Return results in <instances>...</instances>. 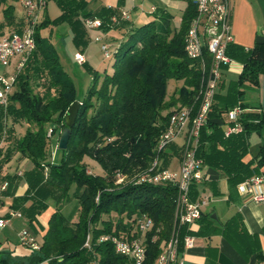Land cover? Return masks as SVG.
<instances>
[{"label":"trees","instance_id":"16d2710c","mask_svg":"<svg viewBox=\"0 0 264 264\" xmlns=\"http://www.w3.org/2000/svg\"><path fill=\"white\" fill-rule=\"evenodd\" d=\"M19 1L0 0L3 17L0 30L6 28L11 32L20 27L21 18L18 21L15 15V3ZM47 1L56 3L60 15L52 22L44 17L37 25L36 48L17 77L7 108H0V126L3 128L4 116H8L13 124L27 125L14 147L15 152L33 165L24 173L27 189L21 201H31V205L20 209L22 215L31 224L46 208L44 200L50 193L49 188L56 193L55 211L43 230L37 251L20 244L24 252L22 257L0 250V264H92L93 261L97 264H130L126 257L115 253L111 243L98 241L103 235L127 240L136 237V219L142 215L152 219L155 229H161L158 240L152 242L149 234L145 241L144 264H155L161 244L168 238L174 223L175 187L132 183L117 186L115 176H132L148 169L156 155L157 140L165 131L171 113L195 102L200 69L184 51V38L196 13L194 0H184L186 5L177 25L173 23V16L158 9L154 12V20L132 27L111 51L110 73L100 74L88 68L91 83L81 100L76 99L72 82L59 67L54 46L48 38L41 36V31L50 24L67 23L74 46L83 54L88 41L82 20H101L104 32L118 28L126 21L112 24L111 18L119 16L123 2L120 1L115 9L101 7L88 11V0ZM226 54L235 56L243 64L238 85L257 83L259 74L264 71V44L257 45L252 51L230 44ZM171 80L182 82V86L168 95L167 85ZM235 92L220 107L213 102L207 122L200 131L196 151L203 164L223 171L232 187L264 174V145L260 146L252 163L241 162L248 152L250 135L264 126L259 116L242 115V132L228 137H224L219 124L222 114L236 106L240 93ZM75 102L79 108L67 148L59 150V137L67 128L66 113ZM48 129H52L53 136L58 131L55 146L61 157L56 163L48 157L51 145V139L46 136ZM87 158L100 167L101 174L89 173ZM162 158L161 168L165 169L166 152ZM72 186L75 188L73 197L78 203V217L76 222L70 223L60 210ZM229 231L250 238L239 215L224 225V236L228 237ZM186 235L190 232L181 228L180 253ZM87 237L89 248L84 247ZM240 251L245 257L249 255L247 251ZM256 251V256L263 258L261 252Z\"/></svg>","mask_w":264,"mask_h":264},{"label":"crops","instance_id":"0c3cea01","mask_svg":"<svg viewBox=\"0 0 264 264\" xmlns=\"http://www.w3.org/2000/svg\"><path fill=\"white\" fill-rule=\"evenodd\" d=\"M120 1L123 2V6L119 10L126 11L133 7L132 11L127 10L129 20L118 28L107 32L96 31L101 34V41L109 45L110 51L114 50L124 40L129 30L139 22L147 23L154 20V12L158 9L173 16L175 25L179 24L186 5L184 0H143L149 1V8L144 9L143 1L140 0V2L138 1L140 4H136V0H88V11H95L101 7L115 9ZM230 3L233 46L238 49L252 51L257 45L264 44V0H230ZM15 15L16 20L19 21L22 16L21 8L19 13L15 9ZM42 20L40 18L39 23ZM84 21L82 20V24L88 43L83 49L82 55L85 59V65L95 70L90 65L92 53L96 49L92 45L95 43H91V32L87 31ZM1 30L8 32L6 28ZM41 36L44 37L42 34ZM50 43L53 45L51 41ZM96 44L100 45V42H96ZM72 45L74 47L73 54L75 55L79 50L73 42ZM229 58L230 62L221 69L220 80L215 89L214 104L220 107L224 101L230 99L236 93L235 91H239L240 96L236 99L237 104L235 107L241 106L242 115L244 116L248 114L259 116L264 124V71L259 74L256 84L245 82L238 85V78L243 70V64L235 56ZM14 64L15 62L9 68L2 69V71L12 72ZM219 124L224 137H226L225 132L230 124L227 113L222 114ZM2 125L3 128L0 126V189L3 185H5V189L0 190V217H7L10 212H17L21 217L20 209L28 208L31 201H21L26 193L27 185L24 179V171H15L14 168L24 164L27 171H30L33 165L28 159L15 152L14 147L16 140L24 135L27 125L25 123L13 124L8 116H4ZM248 141V152L241 159L243 164L252 163L260 146L264 145V126L259 132L252 133ZM182 143L183 137L180 136L165 150L167 156L166 169L173 171L179 169ZM163 162L164 159L162 158L161 164ZM12 170L15 171V174L10 176ZM201 174L202 181L193 185L190 198L192 194V201H202L204 204L201 207L200 219L189 228L190 235L193 238V246L181 253L184 264H264V203H256L250 195L240 193L237 186L232 187L229 185L227 176L223 171L205 165L203 162ZM258 176L264 178L263 173ZM21 185L22 189L18 187H21ZM255 191H263L264 194V184L261 188H255ZM49 210L44 214L36 215L31 223L33 228L41 235H43V230L46 229L50 216L55 211V209ZM235 215L241 217L245 231L250 238L237 236L234 233L235 231H229L228 237L224 236V225ZM11 219L13 218L9 219L7 225L10 224ZM3 229H0V232ZM30 233L36 237L34 233ZM41 243L39 244L41 245ZM240 249L249 252V255L245 257ZM256 249L261 252L263 258L256 256ZM0 250L11 252L13 256H23V250L19 244L13 245L8 238L2 239L1 233Z\"/></svg>","mask_w":264,"mask_h":264},{"label":"built area","instance_id":"2783aa9c","mask_svg":"<svg viewBox=\"0 0 264 264\" xmlns=\"http://www.w3.org/2000/svg\"><path fill=\"white\" fill-rule=\"evenodd\" d=\"M196 13L191 20L184 38V51L186 56L198 63L201 80L194 104L180 108L171 113L167 127L160 134L155 147V158L148 169L132 176L116 174L115 185L125 184H170L175 187L174 223L171 232L161 244V250L155 264H184L179 252V230L189 228L201 217V207L204 202L190 199L191 187L202 181V160L197 158L196 151L199 145L200 131L205 126L211 112L216 86L220 80L221 69L230 62L226 54L228 45L233 38L230 26V0H194ZM22 16L20 27L17 30L6 32L0 30V107L6 109L9 97L12 94L17 77L23 70L28 58L36 48L35 32L40 16L46 7V0H22ZM129 14L120 10L119 16L111 18L112 24L119 21H128ZM85 27L88 30L100 31L102 22L99 19H86ZM100 42L101 52L106 59H110L109 45L101 41V36L96 38ZM75 62L83 65L85 59L82 54H75ZM14 70L10 73L2 69L9 68L12 63ZM243 110L235 107L227 113L229 126L225 136L242 132L240 118ZM47 138L52 139L53 131L48 129ZM180 136L183 137L179 169L177 171L162 169L161 159L165 150ZM264 184L262 176H255L237 185L240 193L250 195L256 203H264L263 191L256 192ZM5 185L0 190H4ZM97 201V199H96ZM17 212H10L7 217H0V229L7 226L9 219L19 217ZM138 235L129 240L113 235H103L99 243L109 242L116 254L126 257L130 264H144L146 259L145 241L151 235V241L158 240L161 229L154 228L151 218L142 215L136 219ZM19 244L32 251H37L40 244L27 230L18 233ZM193 246V238L186 235L183 238V251ZM84 247L89 248V237L86 238ZM92 264H97L95 261Z\"/></svg>","mask_w":264,"mask_h":264},{"label":"rangeland","instance_id":"374dc122","mask_svg":"<svg viewBox=\"0 0 264 264\" xmlns=\"http://www.w3.org/2000/svg\"><path fill=\"white\" fill-rule=\"evenodd\" d=\"M136 0V4H138L140 1L142 2L143 0ZM22 0H20L18 3H15V7L18 10L21 8ZM9 3V2H8ZM140 4V3H139ZM4 8V6H2ZM131 9H127L128 11H132L133 7H130ZM143 8L147 9L149 8V1H143ZM126 10V11H127ZM127 11V12H128ZM60 14V11L56 5L55 2L53 1H47L46 2V7L41 13L40 18L44 19V17H47L49 21L55 20V18ZM21 15V13H20ZM3 21L2 17V11L0 9V24ZM143 24V22H139L136 26ZM88 32H91V44L92 47H95V52L93 51L92 55V60L90 62V65L95 68L100 74L103 73L104 71L106 73L111 72V60L106 59L101 50L100 45L96 44V38L101 36L99 32L96 31H90L87 30ZM41 34L48 38L54 45V48L56 49V54L58 56V61H59V67L61 70L68 76L70 81L72 82L74 88H75V95L77 100H81L91 83V75L88 67L86 65H78L75 62V55L73 54L74 47L72 45V35L69 29V26L67 23H60V24H50L47 28H44L41 31ZM88 41V38H87ZM90 42V40H89ZM66 44V45H65ZM100 47V48H99ZM89 66V65H88ZM92 68V67H90ZM182 86V82L178 81H169L167 85V94L170 95L175 88H179ZM59 130V127H58ZM57 136H58V131L56 132L55 136L52 137L51 139V145L49 146L48 149V157L49 160L59 161L61 157V152L57 149L55 146L56 141H57ZM85 162L87 163V166L89 168V173L91 174H101V169L100 167L90 159H85ZM16 171H24V173L28 172L27 168H25L24 164H21L20 167L14 168ZM12 170L10 172V176H13L15 174V171ZM9 173V171H8ZM24 184V183H23ZM20 189L21 187L18 186ZM74 186H72L69 190L68 197L64 201L63 205L61 206V214L63 217L70 223L76 222L77 217H78V203L73 197L74 193ZM50 193L46 196L44 200V204L46 208L41 212L42 214L49 212V209H55V200H56V193L54 192L53 189L49 188ZM22 230H27L35 234V238L38 243H41L42 241V235L38 233L33 226L29 223L28 219L25 216H22L17 218L13 217L11 219L10 224L7 225V227L3 230H1V236L2 239L8 238L10 242L13 245L19 244V240L17 237V233L22 231ZM24 253V252H23Z\"/></svg>","mask_w":264,"mask_h":264},{"label":"water","instance_id":"95a60500","mask_svg":"<svg viewBox=\"0 0 264 264\" xmlns=\"http://www.w3.org/2000/svg\"><path fill=\"white\" fill-rule=\"evenodd\" d=\"M79 104L77 102L73 103L69 109L67 110L65 117L66 129L61 132V135L58 140V149L65 150L67 148V143L70 135V129L73 127L75 123V119L77 116Z\"/></svg>","mask_w":264,"mask_h":264}]
</instances>
